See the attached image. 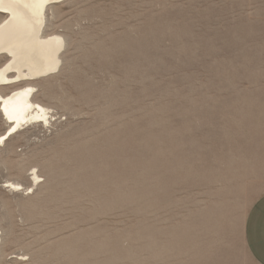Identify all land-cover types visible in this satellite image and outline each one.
Returning a JSON list of instances; mask_svg holds the SVG:
<instances>
[{"label": "rangeland", "instance_id": "374dc122", "mask_svg": "<svg viewBox=\"0 0 264 264\" xmlns=\"http://www.w3.org/2000/svg\"><path fill=\"white\" fill-rule=\"evenodd\" d=\"M48 25L52 118L0 147V264H254L264 0H62Z\"/></svg>", "mask_w": 264, "mask_h": 264}, {"label": "bare ground", "instance_id": "6f19581e", "mask_svg": "<svg viewBox=\"0 0 264 264\" xmlns=\"http://www.w3.org/2000/svg\"><path fill=\"white\" fill-rule=\"evenodd\" d=\"M60 2L62 0H0V60H3L0 64V114L8 124L0 135V147L9 139L6 135L10 137L24 125L50 123V110L36 100L35 88L38 82L61 70L66 38L47 30L49 17L54 15V5ZM112 169L114 174L116 166ZM30 176L28 188L13 182H6V188L14 192H31L39 182V175L34 171Z\"/></svg>", "mask_w": 264, "mask_h": 264}, {"label": "crops", "instance_id": "0c3cea01", "mask_svg": "<svg viewBox=\"0 0 264 264\" xmlns=\"http://www.w3.org/2000/svg\"><path fill=\"white\" fill-rule=\"evenodd\" d=\"M244 242L254 264H264V195L254 203L247 215Z\"/></svg>", "mask_w": 264, "mask_h": 264}]
</instances>
